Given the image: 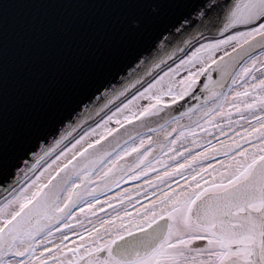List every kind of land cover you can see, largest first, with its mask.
I'll list each match as a JSON object with an SVG mask.
<instances>
[{"label": "snow or ice", "instance_id": "obj_1", "mask_svg": "<svg viewBox=\"0 0 264 264\" xmlns=\"http://www.w3.org/2000/svg\"><path fill=\"white\" fill-rule=\"evenodd\" d=\"M66 2L107 22L0 68V264H264V0Z\"/></svg>", "mask_w": 264, "mask_h": 264}, {"label": "water", "instance_id": "obj_2", "mask_svg": "<svg viewBox=\"0 0 264 264\" xmlns=\"http://www.w3.org/2000/svg\"><path fill=\"white\" fill-rule=\"evenodd\" d=\"M107 19L94 5L66 0H22L11 9L0 30V68L10 112Z\"/></svg>", "mask_w": 264, "mask_h": 264}]
</instances>
